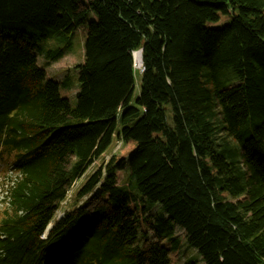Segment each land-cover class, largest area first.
I'll return each instance as SVG.
<instances>
[{
    "label": "trees",
    "instance_id": "obj_1",
    "mask_svg": "<svg viewBox=\"0 0 264 264\" xmlns=\"http://www.w3.org/2000/svg\"><path fill=\"white\" fill-rule=\"evenodd\" d=\"M83 26L73 108L39 57ZM115 135L127 156L46 234ZM3 163L0 264H173L177 230L204 264H264V0H0Z\"/></svg>",
    "mask_w": 264,
    "mask_h": 264
},
{
    "label": "rangeland",
    "instance_id": "obj_2",
    "mask_svg": "<svg viewBox=\"0 0 264 264\" xmlns=\"http://www.w3.org/2000/svg\"><path fill=\"white\" fill-rule=\"evenodd\" d=\"M229 20L221 22L216 27H221L227 24ZM85 27H81L79 30L73 33H61L54 31L53 38H51V46L55 45L65 50V55L57 62H47L43 57H39V63L44 67L48 73V76L55 81L62 82L66 81L67 85V96L70 101L71 107H75L77 104L76 94L79 90V71L76 69L80 63L83 62L84 52L83 43L85 39ZM49 40V41H50ZM46 43L45 47L48 49L51 47ZM134 58V54H133ZM135 73V88L133 94L132 104L134 105L135 99L140 95L141 89V66H137L134 61ZM128 145L124 144L118 136H114L111 146L107 152L100 157L95 163L88 169L85 175L78 180L70 189V192L64 202L60 204V208L57 211L54 221L58 220L67 211L74 209L78 204H81L87 198H78V192L86 180L102 165L107 164L113 156H117L119 159L122 156H127ZM8 164L3 163L0 165V210L4 209L7 204L6 195L10 190V184L15 179V174L10 171ZM127 173L125 171L119 172V180H124ZM120 183V182H119ZM156 210V209H155ZM154 210V211H155ZM176 239L179 240L180 249L178 252L173 254V264H183L185 259H194L198 264H204L199 253L196 249L188 244L185 238L183 230H177ZM169 245V244H168ZM186 260V261H187Z\"/></svg>",
    "mask_w": 264,
    "mask_h": 264
},
{
    "label": "bare ground",
    "instance_id": "obj_3",
    "mask_svg": "<svg viewBox=\"0 0 264 264\" xmlns=\"http://www.w3.org/2000/svg\"><path fill=\"white\" fill-rule=\"evenodd\" d=\"M134 61L137 66L142 65V55L139 51L134 52Z\"/></svg>",
    "mask_w": 264,
    "mask_h": 264
},
{
    "label": "water",
    "instance_id": "obj_4",
    "mask_svg": "<svg viewBox=\"0 0 264 264\" xmlns=\"http://www.w3.org/2000/svg\"><path fill=\"white\" fill-rule=\"evenodd\" d=\"M139 52L142 55V51L140 50ZM52 227H53V225L48 226L46 232L49 233L51 231Z\"/></svg>",
    "mask_w": 264,
    "mask_h": 264
},
{
    "label": "built area",
    "instance_id": "obj_5",
    "mask_svg": "<svg viewBox=\"0 0 264 264\" xmlns=\"http://www.w3.org/2000/svg\"><path fill=\"white\" fill-rule=\"evenodd\" d=\"M141 73L144 71V66L143 64L141 65V69H140Z\"/></svg>",
    "mask_w": 264,
    "mask_h": 264
},
{
    "label": "clouds",
    "instance_id": "obj_6",
    "mask_svg": "<svg viewBox=\"0 0 264 264\" xmlns=\"http://www.w3.org/2000/svg\"><path fill=\"white\" fill-rule=\"evenodd\" d=\"M50 225H51V224H50ZM50 225H49V226H50ZM46 230H47V229H46Z\"/></svg>",
    "mask_w": 264,
    "mask_h": 264
}]
</instances>
